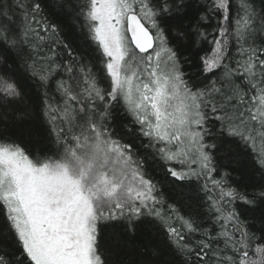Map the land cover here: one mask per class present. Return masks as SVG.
<instances>
[{
  "label": "snow or ice",
  "instance_id": "snow-or-ice-1",
  "mask_svg": "<svg viewBox=\"0 0 264 264\" xmlns=\"http://www.w3.org/2000/svg\"><path fill=\"white\" fill-rule=\"evenodd\" d=\"M42 3H0V110L31 77L48 140L34 148L0 125V264H123L117 253L141 226L160 238L156 259L141 264H264V219L252 231L244 218L264 205V0H197L191 14L190 0H53L95 46L99 72L63 44ZM182 12L183 30L167 26ZM173 39L196 55L203 86L186 79ZM118 107L176 195L189 209L206 204L207 223L167 203L144 158L114 133ZM218 144L258 177L234 186L219 172ZM165 249L171 259H161Z\"/></svg>",
  "mask_w": 264,
  "mask_h": 264
},
{
  "label": "trees",
  "instance_id": "trees-1",
  "mask_svg": "<svg viewBox=\"0 0 264 264\" xmlns=\"http://www.w3.org/2000/svg\"><path fill=\"white\" fill-rule=\"evenodd\" d=\"M9 0H0V3H8ZM197 0H190L189 8L185 11L189 14L195 11V4ZM257 6H261L260 0H257ZM43 14L47 17L50 23L56 24L59 28V39L63 41V44L67 45L73 52L74 55H78L81 60L85 63H91L93 70L99 72V65L97 64V53L93 51L94 45H91L85 38L84 33L81 31L79 22L75 21L73 15L67 13L66 11H61L53 6V0H43L42 3ZM190 18V16L188 17ZM181 20L186 26L188 19L185 18V13H174L173 18L168 20L167 26L173 28L174 30H183L181 27ZM216 21L211 22V28L209 31L215 27ZM212 35H209L208 42L203 44V48L199 51V56H204L210 51L212 44ZM173 47H177L181 52V64L182 70L186 73V79L190 82L196 83L199 86H203L207 81L204 80L203 76L198 74V61L196 55L185 48L182 44H177L176 40L171 41ZM261 43L258 39L257 44ZM56 48L61 56L58 59L61 62L66 61L70 57L64 50L63 45ZM47 50V45L45 46V51ZM13 54L8 52L5 54L8 63L11 64ZM231 56L235 57V49L231 51ZM3 70V66H0V71ZM25 87H22V92L24 95L18 101L13 102L9 109L4 112L0 110V125H5L9 129L17 132L18 135H22L24 140L30 143L34 148H43L48 140L44 136V125L42 128L40 125L43 123V117L39 115L38 105L36 97L39 93V88L37 82L29 77L25 82ZM102 87H106L102 83ZM28 113H31V117H28ZM131 117L128 116L122 107H118L114 110V118L111 121V127L114 130L116 136L122 139L125 143H132L137 151V154L144 158V168L149 176L154 182L158 184V187L166 199L167 203L174 204L181 212L191 211L197 214L201 219L205 220L207 223V217L205 216V208L195 205L189 209L187 207L189 199L187 196L181 197L176 195V190L173 188L172 178L167 176L164 168L161 166L158 158L154 157L153 151L146 148L144 145L148 143L146 138L140 137L138 134H130L125 127L135 129L138 126L132 125L130 123ZM208 142H213L212 137H208ZM230 143V142H229ZM235 147V145H233ZM227 144L220 146L218 144L217 149H213L212 152L216 156L219 172L222 174L227 171L232 174L231 183L234 186L246 185L248 183V177L256 175L254 168L250 160L247 158H236L231 156H226ZM247 160V162H246ZM173 167H178V165H171ZM219 178V176H217ZM195 186V182H193ZM203 197V194H201ZM244 218L249 222L252 231H258L261 228L262 219H264V205L255 208H246ZM115 223V222H112ZM105 231H110L105 229ZM160 242V238L153 232L141 226L137 229L135 233H129L126 237V246L123 250L118 251L117 258L123 261V264H141L144 260L156 259L153 256V249ZM161 259L167 260L171 259L168 250L165 249Z\"/></svg>",
  "mask_w": 264,
  "mask_h": 264
}]
</instances>
